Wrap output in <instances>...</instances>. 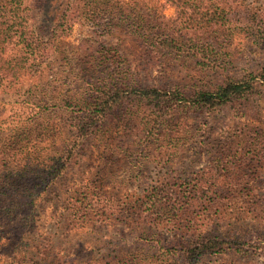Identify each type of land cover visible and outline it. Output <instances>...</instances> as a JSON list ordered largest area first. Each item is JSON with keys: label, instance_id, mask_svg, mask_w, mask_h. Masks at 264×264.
I'll return each instance as SVG.
<instances>
[{"label": "rangeland", "instance_id": "obj_1", "mask_svg": "<svg viewBox=\"0 0 264 264\" xmlns=\"http://www.w3.org/2000/svg\"><path fill=\"white\" fill-rule=\"evenodd\" d=\"M226 1L232 4L233 10L222 15V32L197 25L188 31L184 24L186 17L178 5L166 0L148 2L149 8H160L157 14L142 8L144 21L149 24L155 19L156 23H162L169 38L177 39L175 45L147 44L139 37L132 28L134 20L137 21L134 4L125 14L131 15L130 25L115 20L106 32L104 27L87 23L82 12H74L68 22L72 24L70 32L50 45V64L21 72L17 79L0 76V153L2 148L10 146L7 143L22 140L26 144L29 129L33 132L29 136L31 144L47 145L50 139L39 136L46 123L57 134L51 146L57 151L66 139L61 134L62 128L66 126L68 131L71 120L56 105L68 98L79 100L92 87H101L108 81L106 73L96 71L101 62L105 66L114 62L102 57L103 47L118 51L129 70V78L139 85L174 88L186 97L212 89L227 78L243 81L260 74L264 69V0ZM99 23L104 25V20ZM38 33L49 37L47 31ZM257 91L256 102L248 109L235 103L215 111L212 116L179 113L168 127L174 132L173 138L163 137L151 144L140 138H120L134 134L146 121L145 116L151 114L140 111L146 109L134 102L126 103L115 119L108 120L105 138L103 126L101 132L80 148L69 174H65L59 186L44 193L35 181L37 194L31 198L25 197L34 192L22 191L19 195L0 198V264H139L143 260L149 264H186L183 253L168 250L174 243L188 239L183 233L179 231L176 236L170 229H157L147 219L148 214L130 217L123 210L125 204L149 196L154 187H159L155 190L168 199L172 194L177 197L179 207L184 209L181 216L184 224L193 220L202 226L225 225L230 236L227 244L235 252L201 257L196 259L197 264H264L261 255L264 253V166L243 190L244 195H239L244 197L239 200L238 209L245 210L239 216L230 215L221 220L215 209L204 210L201 196H197V203L188 201L186 196L187 189L203 187L202 172H208L222 141L221 135L229 127L234 125L235 132H240L237 129L255 130L258 129L255 126H262L256 139L264 143V87ZM136 115L140 119L128 121ZM241 135L246 138L250 133ZM40 156L43 153L38 148L34 157ZM14 172L20 175L24 170L18 173L12 169L9 172L12 180ZM3 173L0 170V176ZM83 187L108 194L110 204L106 200L100 206L94 204L85 220L63 193ZM7 188L0 179V190ZM58 195L62 196L63 204H55ZM247 196L257 205H252ZM167 223L163 217L162 225Z\"/></svg>", "mask_w": 264, "mask_h": 264}, {"label": "trees", "instance_id": "obj_2", "mask_svg": "<svg viewBox=\"0 0 264 264\" xmlns=\"http://www.w3.org/2000/svg\"><path fill=\"white\" fill-rule=\"evenodd\" d=\"M144 1L147 3H144ZM151 1L0 0L1 79H17L21 72L27 73L36 66L50 64V45H53V42L58 41L70 32L72 24H68V22L71 21L74 12H82L87 23L104 27V32H106L112 26V21L115 20L129 26L128 20L131 15L129 17L125 14L128 7L134 4V11L137 14L135 19L137 21L134 20L135 23H133L132 28L137 32L136 34L144 39L147 44L175 45L177 39L175 37L169 38L162 23H156L155 19L150 21L149 24L144 21L145 14H141L142 8L151 14V11H153V14H157L160 8L159 6L149 8L148 4ZM166 1L175 3L182 9V16L186 17L184 24L187 26L188 31L197 25L203 29L217 28L219 32H222L221 30L224 27L220 23L223 20L222 15L225 14L226 16L230 10H233L232 4L226 0ZM101 20H104V25L99 23ZM38 31H47L49 37H42ZM213 33H217V31ZM203 40H206V38L204 37ZM178 48L181 50L180 47ZM101 54L104 58L109 57L114 60L109 66L103 65L101 62L96 69L99 74L104 75L106 73L108 81L103 83L104 85L101 87H92L79 100L70 101L72 98H68L59 101L60 103L56 105L60 110L66 112L65 115H69L71 120V127L68 131L66 126L62 128L61 134L66 136V139L61 141L57 151L54 147L51 149L52 144L55 143L54 140L57 139V134L47 123L43 128V133L39 134L41 137L50 139L47 145L31 144L29 136L33 132L32 129H29L27 130L26 144H23L21 140L13 144L7 143L10 146L6 149L2 148L0 170L4 173L0 176V179L4 180L8 188L0 190V198L12 197L14 194L19 195L21 191L22 193L34 192L25 197L26 199L31 198L37 194L34 189L38 187L33 185L35 181L39 182L42 187L41 192L44 193H48L49 189L59 186L65 174H69L72 161L79 153L80 148H83L96 133L101 132L103 126L105 138L108 120L111 117L115 119L116 114L124 110L123 107L126 103L134 102L138 107L141 106L146 109V111L143 109H140V111L151 114L145 116L146 121L142 122L140 129L137 128L134 134L124 135L120 138H140L151 144L152 141L159 142L163 140V137L173 138L172 134L174 132L170 131L168 127H171L170 123L176 119L177 114L199 113L212 116L215 111L235 103H239L242 107L248 109L254 106L256 102L254 96L258 92L257 90L264 87L263 69L260 74H253L247 80L239 81L227 78L212 89L200 91L193 96L186 97L174 88L163 89L143 86L139 85L137 81L131 80L128 75L129 70L124 67L126 63L117 50L103 47ZM87 94H90L88 98H86ZM116 110L117 112H115ZM130 115L133 116L134 114ZM139 117L140 115H136L128 121L140 119ZM120 120L125 122L123 118ZM233 127L234 125L223 132L221 135L222 141L216 149L215 156L210 161L212 164L208 167V172L205 170L202 172V176H204L202 180L203 187L201 189L186 190L188 201L197 203L195 202L197 196H201L202 200L200 202L205 204L203 206L204 210L211 211L215 209V214H220L221 220L227 219L230 215L239 216L242 214L241 212L245 211L243 208L238 209L239 200L244 197L239 195H244L243 190H246V186L255 179V175L264 166L262 163L264 160V143H259V139H256L259 133L258 129L261 130L263 127L255 126L258 128L255 130H252L251 127L244 130H241L243 128L237 129L240 132H235L236 129ZM246 133H250V135L243 138L241 134ZM239 138L240 140H237ZM38 148L42 151L43 156L35 158ZM24 151L27 153L23 158L21 156ZM12 169L14 171L17 169L18 173L20 169H23L24 173L18 175L14 172L15 178L12 180L9 177V172ZM36 169L39 170V173ZM215 184H217V187L212 188L211 185ZM87 188L83 187L74 191L63 192L68 195V203L82 212L81 218L84 220L89 218L91 213H88V209L94 204L100 206L106 200V204L110 205L108 194L91 192ZM154 188L157 190L159 187ZM155 189L152 193L148 192L149 196L141 197L137 202L125 204L123 210L130 217L148 214L149 218H146L155 223V225L152 224L155 228L170 229L172 233H176V236L177 233L180 234V231L184 234H181L183 237L188 238L184 242L174 243L168 250H178L183 253L186 264H197L198 260L196 259L201 257L211 255L219 257L226 251L235 252L233 246L227 244L230 236L227 235L225 225L202 226L196 224L193 220H189L184 224L181 218L184 209L179 207L177 197L172 194L168 199L167 195L163 196V193ZM38 195L40 198V193ZM111 196L109 195V197ZM58 198V200H55V204L62 203V196L58 195ZM248 198L251 199L250 203H253L252 205H257L253 198ZM8 203L16 204L14 201ZM109 209L112 210V207L110 206ZM248 212L255 218L252 210ZM163 217L168 222L164 226L162 225ZM255 219L258 220V218ZM261 255L264 257V253ZM139 264L149 263L143 260Z\"/></svg>", "mask_w": 264, "mask_h": 264}]
</instances>
